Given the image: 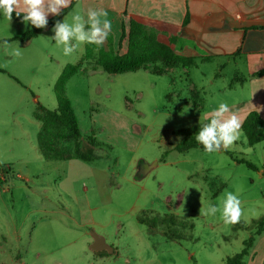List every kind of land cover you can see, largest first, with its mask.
Instances as JSON below:
<instances>
[{"label":"rangeland","instance_id":"obj_1","mask_svg":"<svg viewBox=\"0 0 264 264\" xmlns=\"http://www.w3.org/2000/svg\"><path fill=\"white\" fill-rule=\"evenodd\" d=\"M29 27L0 16V176H6L0 188V249L7 248L0 264H223L239 252L242 241L255 233V221L264 217V140L250 146L241 128L230 150L174 149L181 140L174 130L203 122L220 103L241 118L237 108L248 89L237 81L230 86L233 61L220 68L226 57L199 59L189 70L175 66L167 74L145 69L108 73L94 58L84 61V70L66 82L65 94L84 145L90 146L88 136L100 142L94 147L96 158L46 159L38 147L40 122L34 112L39 105L57 108L54 83L66 64L81 61L85 47L63 56L51 39L53 27L29 44L2 40ZM14 48L19 56L11 54ZM192 84L203 87L200 109L191 100ZM62 145L72 147L73 142ZM142 159L153 167L137 179L135 167ZM226 192L241 200L239 222L224 224L219 212L200 215ZM58 207L64 213L49 211L47 218L33 210ZM144 210L174 213L175 237H167L163 225L141 223ZM26 219L20 231L29 247L11 252L15 229ZM93 232L113 251L92 249Z\"/></svg>","mask_w":264,"mask_h":264},{"label":"crops","instance_id":"obj_2","mask_svg":"<svg viewBox=\"0 0 264 264\" xmlns=\"http://www.w3.org/2000/svg\"><path fill=\"white\" fill-rule=\"evenodd\" d=\"M90 7L102 9L106 13L100 19H107L111 23L112 46L121 53L127 48L125 40L120 42L122 22L129 15H138L177 26L178 53L194 56L196 60L202 61L226 57V60L220 63V68L227 66L232 60L235 66L230 86L235 87L237 81L248 89L246 97L240 102L242 105L237 108L241 112V123L251 110L258 111L264 119V73L253 75L264 69V0H78L59 20L63 21L64 17L66 20L71 19L74 12H83ZM187 15L188 21L184 24ZM51 16L53 15L49 14L48 18ZM31 27L30 24L28 29ZM52 27H45L41 32L49 31ZM35 39L37 37L23 42L29 44ZM196 49L202 50L203 53H197ZM79 54L81 59L84 52ZM217 75L218 73L214 74ZM190 80L193 83L192 79ZM194 85L199 92L203 89ZM143 166L148 168L142 173ZM152 167L146 160H140L135 167L136 178H143ZM33 210L43 211L44 214L39 217L44 218L49 216V211L64 213L59 207L51 210ZM26 221L27 219L22 220L19 229H15L12 236L15 246L10 249L11 252L19 254L29 247H24L23 234L20 231L26 226ZM4 252H7L5 247L0 249V253ZM11 262L14 263L15 259ZM245 263L264 264V229L255 234L253 245L245 256Z\"/></svg>","mask_w":264,"mask_h":264},{"label":"trees","instance_id":"obj_3","mask_svg":"<svg viewBox=\"0 0 264 264\" xmlns=\"http://www.w3.org/2000/svg\"><path fill=\"white\" fill-rule=\"evenodd\" d=\"M77 1L72 0L69 8L64 9L59 16L49 17L46 27L53 26ZM12 17L16 20H22V15L17 16L15 11ZM187 21L188 15L184 24ZM44 28L32 26L21 35L3 40H28L37 36ZM178 37V28L175 25L146 19L138 15H129L122 22L120 36V42L123 40L127 42L126 51L121 53L113 48L111 34L107 38L106 45L97 47L85 44V52L81 61L75 64H66L54 83V92L58 101L57 108L50 109L39 105L34 112L35 118L40 122L37 142L41 154L46 159L68 160L78 158L84 161H92L96 158L94 147L99 145L100 142L94 137L88 136L86 139L90 146L84 145L77 115L71 101L65 94L66 82L73 74L84 70V61L88 62L91 58H94L96 64L100 65L108 73H124L145 69L154 74H167L175 66H181L189 70L190 67L197 64V60L194 56L183 55L176 51ZM262 73H264V69L255 72L253 75H261ZM199 93V90L193 84L191 100L196 109L201 107ZM205 122L206 120L191 127L174 130L175 134L181 136V140L174 145V149L178 151H185L192 147L203 149V146L196 141L195 134L199 130L200 125ZM241 128L250 146H254L264 140V119L258 111H249L241 123ZM65 141H72V147L63 146L62 142ZM165 155L166 152L162 157L164 158ZM238 161L246 163L249 167H256L245 158H239ZM224 185L225 183L222 182L221 188ZM220 189L218 188L214 195ZM146 212L154 213V215L151 217L145 216ZM139 221L146 224L149 228L163 225L166 227L163 230L164 234L169 238L175 237L173 227L177 223V216L174 213L144 210L143 215L139 217ZM255 223L257 226L255 233L243 240L242 249L233 255L227 256L223 264H246L245 256L253 245L255 234L261 233L264 229V217L259 218ZM240 225L242 226V223Z\"/></svg>","mask_w":264,"mask_h":264},{"label":"clouds","instance_id":"obj_4","mask_svg":"<svg viewBox=\"0 0 264 264\" xmlns=\"http://www.w3.org/2000/svg\"><path fill=\"white\" fill-rule=\"evenodd\" d=\"M72 0H0V16L11 19L13 12L22 15L26 24L30 23L37 28L48 25V16H59L64 9L69 8ZM106 15L102 9L88 8L86 11H76L71 16V23L63 19L53 25L54 35L51 37L57 47L61 48L65 57H70L82 44H91L97 47L104 45L109 37L112 25L100 17ZM6 43V42H5ZM13 56H19L18 49H12ZM200 125L195 134L196 141L203 146L205 152L214 153L221 150H230L239 140L241 120L236 111L230 109L227 103H220L212 110L210 117ZM220 213L224 224L239 222L242 209L241 200L237 194L226 192L224 198L217 205L210 203L200 211L205 217H215Z\"/></svg>","mask_w":264,"mask_h":264},{"label":"water","instance_id":"obj_5","mask_svg":"<svg viewBox=\"0 0 264 264\" xmlns=\"http://www.w3.org/2000/svg\"><path fill=\"white\" fill-rule=\"evenodd\" d=\"M92 234H93V239H94L92 244L90 245L92 249L97 250V251L103 250V249H106L109 252L113 251L112 246L106 243L105 238L102 235L97 234L96 232H93Z\"/></svg>","mask_w":264,"mask_h":264},{"label":"built area","instance_id":"obj_6","mask_svg":"<svg viewBox=\"0 0 264 264\" xmlns=\"http://www.w3.org/2000/svg\"><path fill=\"white\" fill-rule=\"evenodd\" d=\"M4 182H6V176H5V174L3 173V174H1V176H0V188L1 187H4L3 185H4Z\"/></svg>","mask_w":264,"mask_h":264}]
</instances>
